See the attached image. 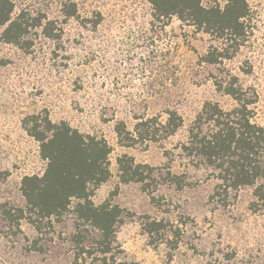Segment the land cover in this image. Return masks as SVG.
<instances>
[{"label":"rangeland","instance_id":"374dc122","mask_svg":"<svg viewBox=\"0 0 264 264\" xmlns=\"http://www.w3.org/2000/svg\"><path fill=\"white\" fill-rule=\"evenodd\" d=\"M219 1L201 4L222 8L225 0ZM12 2L15 13L39 14L48 25L29 30L27 51L0 43V264H73L72 212L41 231L23 219L10 228L2 217L3 206L24 205L22 177L41 175L45 168L39 143L24 129L31 116L65 121L107 140L111 175L91 199L95 204L109 199L127 212L116 227L119 258L135 264H264V206L252 204L253 186L241 187L220 205L210 197L216 180L202 166L178 157L171 162V172L184 173L192 184L182 189L158 176L167 167L164 150L176 153L175 144L204 101L232 106L216 89L217 81L234 77L243 88L254 89L255 120L264 125V0H246L247 37L239 48L228 47L232 57L216 65L199 61L220 46L213 36L176 16L154 18L145 0ZM71 3L76 12L66 18ZM166 108L183 117L184 127L175 135L132 146L117 143L115 120L131 128L135 116L164 118ZM121 154L155 168L146 190L140 183H119L116 158ZM146 216L178 227L175 248L168 232L167 237L146 234ZM86 228L89 242L94 231Z\"/></svg>","mask_w":264,"mask_h":264},{"label":"trees","instance_id":"16d2710c","mask_svg":"<svg viewBox=\"0 0 264 264\" xmlns=\"http://www.w3.org/2000/svg\"><path fill=\"white\" fill-rule=\"evenodd\" d=\"M156 19L176 16L181 22H189L196 32L213 36L220 46L211 47L199 58L207 65L219 64L233 54L228 47L239 48L247 37L244 20L249 7L246 0H225L223 7H204L201 0H145ZM76 7L70 4L64 13L66 18L75 15ZM42 16H32L24 9L14 12L12 0H0V43H9L27 51L31 42L25 39L29 30L48 22ZM216 82V89L228 96L233 104L223 108L219 102L206 100L184 129L183 139L174 146L175 154L167 157V167L158 176L176 189L192 185L184 173L171 172V162L176 157L192 167L208 169L216 183L210 195L216 203L226 205L244 186H253V205L264 206V125L255 120L258 95L254 89L243 88L236 78ZM153 116H135L131 128L121 119L113 125L117 143L132 146L137 142L166 141L184 127L182 115L174 108ZM30 123V124H28ZM24 129L39 143V155L45 161L41 175L26 174L20 183L23 206H3L2 217L10 228L20 225L23 219L37 231L42 227L52 229L53 223L66 213L75 216V229L70 236L74 245L73 264H135L116 254V227L126 212L109 199L95 204L91 196L94 189L106 182L110 175L107 140L96 133L81 132L65 121L53 122L31 116ZM118 181L121 184L140 183L146 190L154 180L155 168L138 163L128 154L116 158ZM155 202V198L151 196ZM127 213V212H126ZM162 219L143 222L144 231L151 237L173 236L172 248L177 246L178 227ZM169 226V228H167ZM89 227L94 231L88 242ZM171 233V234H170ZM32 249L40 250L32 245Z\"/></svg>","mask_w":264,"mask_h":264},{"label":"built area","instance_id":"2783aa9c","mask_svg":"<svg viewBox=\"0 0 264 264\" xmlns=\"http://www.w3.org/2000/svg\"><path fill=\"white\" fill-rule=\"evenodd\" d=\"M220 1H221V0H220ZM220 1H219V2H220ZM202 6H204V5H202ZM204 7H207V6H204Z\"/></svg>","mask_w":264,"mask_h":264}]
</instances>
